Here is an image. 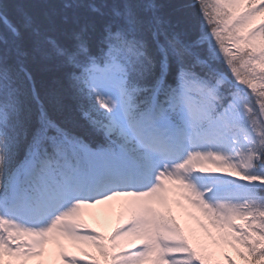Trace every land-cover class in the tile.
I'll return each mask as SVG.
<instances>
[{
  "label": "snow or ice",
  "instance_id": "obj_1",
  "mask_svg": "<svg viewBox=\"0 0 264 264\" xmlns=\"http://www.w3.org/2000/svg\"><path fill=\"white\" fill-rule=\"evenodd\" d=\"M190 6L200 34L187 39L157 0H59L44 23L0 4V264H44L49 245L61 264H206L174 207L214 245L264 261V0ZM38 62L66 70L43 94ZM69 105L102 145L53 118ZM118 198L128 220L105 243L83 210Z\"/></svg>",
  "mask_w": 264,
  "mask_h": 264
},
{
  "label": "trees",
  "instance_id": "obj_2",
  "mask_svg": "<svg viewBox=\"0 0 264 264\" xmlns=\"http://www.w3.org/2000/svg\"><path fill=\"white\" fill-rule=\"evenodd\" d=\"M157 2L161 5L162 17L169 23L172 30L187 39L200 34V18L197 10L190 6L192 0H157ZM0 4L4 5L13 21H18L20 12H23L41 23L46 22V14L59 8V0H0ZM98 38L99 30L93 37L94 52ZM28 67L41 94L45 90L56 88L57 81H63L65 77L66 70L58 68L51 62L30 63ZM217 67L222 71H227L223 64H218ZM52 115L61 126L83 139L89 146L96 148L103 144V138L87 129L86 122L80 119L79 112L73 106L69 105L62 113L53 110Z\"/></svg>",
  "mask_w": 264,
  "mask_h": 264
},
{
  "label": "rangeland",
  "instance_id": "obj_3",
  "mask_svg": "<svg viewBox=\"0 0 264 264\" xmlns=\"http://www.w3.org/2000/svg\"><path fill=\"white\" fill-rule=\"evenodd\" d=\"M260 19H264V17L258 18L256 22H259ZM216 174L224 175L223 173ZM124 205L125 200L123 198H118L104 204L86 208L83 210L82 221L87 226L88 230H94L96 233L104 236L106 238L105 243H107V238L111 236L114 231H116L117 229H122L126 226L128 213L124 209ZM173 211L175 213L177 222L180 224L182 229H185V234L188 235L187 229L189 227L194 229L196 232V236L206 244L208 251L213 253L211 259L206 261V264H228V260L225 257H230L234 264H253L252 258L248 256L247 250L242 246L235 245V247H232L229 245H214L212 241L208 240L205 234L197 227L195 221L191 220L185 212L175 207L173 208ZM189 211L198 216L204 223H207V221L197 210L189 209ZM210 230L213 232V235L217 234L215 229L210 228ZM193 243H195V241H193ZM64 244L67 252L70 255L78 256L81 260L87 259L82 255V251L91 252L98 259H101L95 249L91 248V246L89 245H76L68 241H64ZM139 244V241H135L127 249H125V251L135 250L139 246ZM237 250L244 253V258L240 257ZM54 254V246H47L46 255L44 257V264H61L58 259H55ZM4 264H40V261H10L9 258L5 257ZM255 264H264V261H256Z\"/></svg>",
  "mask_w": 264,
  "mask_h": 264
}]
</instances>
